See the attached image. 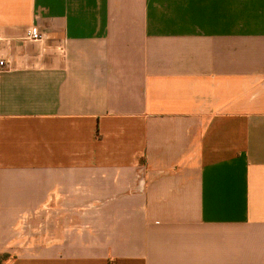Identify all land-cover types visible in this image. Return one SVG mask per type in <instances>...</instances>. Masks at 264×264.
I'll use <instances>...</instances> for the list:
<instances>
[{
	"label": "crops",
	"instance_id": "obj_1",
	"mask_svg": "<svg viewBox=\"0 0 264 264\" xmlns=\"http://www.w3.org/2000/svg\"><path fill=\"white\" fill-rule=\"evenodd\" d=\"M0 58V264H264V0H0Z\"/></svg>",
	"mask_w": 264,
	"mask_h": 264
},
{
	"label": "built area",
	"instance_id": "obj_2",
	"mask_svg": "<svg viewBox=\"0 0 264 264\" xmlns=\"http://www.w3.org/2000/svg\"><path fill=\"white\" fill-rule=\"evenodd\" d=\"M28 38L32 40H43L46 37V34L42 32L37 26H32L27 30ZM8 66V62L0 58V69Z\"/></svg>",
	"mask_w": 264,
	"mask_h": 264
},
{
	"label": "rangeland",
	"instance_id": "obj_3",
	"mask_svg": "<svg viewBox=\"0 0 264 264\" xmlns=\"http://www.w3.org/2000/svg\"><path fill=\"white\" fill-rule=\"evenodd\" d=\"M31 229V230H30ZM34 229V227L33 226H31V225H26V227H24V230H23V235L25 236V237H28V233L30 232V233H36V230H33ZM30 238V237H29Z\"/></svg>",
	"mask_w": 264,
	"mask_h": 264
}]
</instances>
